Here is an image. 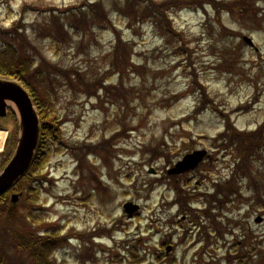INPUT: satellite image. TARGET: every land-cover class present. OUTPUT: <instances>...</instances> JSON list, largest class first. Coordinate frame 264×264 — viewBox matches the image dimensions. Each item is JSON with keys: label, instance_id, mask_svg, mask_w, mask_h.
Wrapping results in <instances>:
<instances>
[{"label": "rangeland", "instance_id": "1", "mask_svg": "<svg viewBox=\"0 0 264 264\" xmlns=\"http://www.w3.org/2000/svg\"><path fill=\"white\" fill-rule=\"evenodd\" d=\"M91 1L104 2L111 25L99 22L101 24L97 25L101 27L90 29L99 21L97 17H101L90 13L87 19L89 28L85 29L80 12ZM126 1L0 0V33L3 29L10 31L20 17H25V25L33 23L37 27H46L47 24L50 27V18L56 16L63 27L61 34L73 35L70 28L73 23L84 32L74 37L68 35L57 50H53L51 40L34 38L29 33L30 43L26 44V40L22 43L25 46L20 47L25 56L34 57L35 45L43 58L52 64L79 70L90 81L102 76L104 80L108 78V83H117L119 76L112 68V61L119 34L128 44L129 60L136 67L123 78L127 88L134 89L133 92L141 94L142 98L130 99L124 111L111 103H99L95 98L73 93L61 77L57 78L62 86L53 96L54 106L64 119L60 131L67 143H64L65 147L54 148L50 154L43 172L53 178L54 183L49 186V193H43L41 198L48 221L61 223L66 227L64 235L75 238L69 240L64 251H59L57 256L62 264H131L129 249L133 246L137 248V254L145 258L143 264H154L153 255L158 253L164 236L183 239L181 231L194 226L189 221L185 227L179 226L180 230L173 225H162L161 222H173L179 210L172 205L175 193L170 187L157 185L150 188V182L156 176L148 172L152 163L143 162L147 157L143 152L144 145L165 141L172 146L175 161L194 145L211 151L214 154L213 176L202 180L200 185L196 182L198 177L186 188L212 193V179L224 180L234 172L233 165L230 166L233 158L223 151V139L219 136L226 128L225 115L231 114L235 126L246 131L255 130L264 121V0H253L261 12L253 16L257 19L246 20L227 14V11L218 14L210 4H204L202 9L181 10L170 6L168 15L183 39L177 35L174 38L165 31L161 16L153 18L147 12L151 0L138 2L137 13L126 12L128 17L117 12L120 10L117 5L124 6ZM152 1L162 3L166 0ZM53 8L68 14L60 15ZM243 36L252 38L255 47L243 44ZM36 64H40L37 59ZM194 78L208 87L214 99L206 101L199 111L203 100ZM50 84L51 80L47 79L41 86L35 84L39 100L51 91ZM177 93L185 95L172 105L171 100ZM53 98L49 96L47 99ZM248 104L250 107L246 108ZM3 122L12 128L10 116ZM125 122H129L128 129L135 130L117 139V147L127 151L120 153V158L113 159V168L103 157L93 155L89 158L95 163L91 162L95 166L94 174L102 177L108 187L98 191L92 185L94 182L82 180L75 156L82 152V145H92L121 131ZM190 143L194 147H189ZM77 145L79 149L74 151ZM179 147L182 154L175 157ZM3 160L0 157V169L4 166ZM101 164L106 167L102 168ZM156 165L162 167L163 163L157 161ZM259 166L261 169V163ZM128 175L131 180H127ZM235 181L237 184L238 180ZM87 190L91 195H85ZM232 193H236L233 204L213 210L223 234L213 235L208 242L198 240L194 248L189 244H178L176 255L162 259L164 264H235L239 258L247 264H264V213L257 208L255 197L252 204L241 199L243 193L240 196L237 185ZM127 201L141 205L140 216L133 220H128L123 211V204ZM192 205L202 207L198 209L203 212L210 203L203 196L192 200ZM20 211L24 209L19 207ZM260 215L263 220L256 223L255 219ZM201 218L203 225L211 222L207 216ZM116 228L120 230L116 231ZM69 233H81L90 242ZM197 235V228L190 231L192 238ZM88 247L92 254L82 259V253ZM77 257H80L79 261Z\"/></svg>", "mask_w": 264, "mask_h": 264}, {"label": "trees", "instance_id": "2", "mask_svg": "<svg viewBox=\"0 0 264 264\" xmlns=\"http://www.w3.org/2000/svg\"><path fill=\"white\" fill-rule=\"evenodd\" d=\"M138 2V0H127L124 6L117 5L118 8L122 10H117V12L125 14L126 16V12L136 14L137 10L135 8L136 5L139 4ZM253 2V0H231V2H227L226 0H166L162 3H154L151 0V4L148 7L150 11L147 12H149L153 18L161 16L165 25L163 27L165 31L172 34L174 38H176L175 35H177L183 39L181 37L183 35L175 29L172 20L168 15V10L171 8L170 6L177 9H196L202 8L204 4H210L218 14H221L222 11H227V14L235 16L240 20H246L250 18L257 19L256 17H253L256 16L258 12V9L255 8ZM105 8L104 2L98 1L87 6L88 10L86 9L80 12L83 16L82 23L84 24L85 29L89 28L87 19L90 13L94 17H97L98 15L101 16L97 17L99 19L98 22L108 21V13ZM56 18L57 16L50 18L52 24H57ZM134 18L136 19L137 16L135 15ZM75 19L77 22H81L79 19ZM70 27L72 30L76 31L74 32L75 34H78L80 31V26L77 23H73ZM34 28L38 38H48L53 40V42L63 43L66 40V37L68 35L70 36V34L66 32H64L65 34H61L60 32L63 31L62 28H59L56 32L52 33V29L47 24L46 27H43L42 25L37 27L34 25ZM223 28L225 29L224 26ZM2 32L5 36L13 40H19L20 47L22 43L26 42L25 33L21 34L19 28ZM116 37L117 42L114 52L113 67L123 73L126 68L131 65L129 60L130 49L128 44L121 40L120 36ZM26 44L28 43L26 42ZM58 47H61V45ZM10 48H12V50H8ZM2 49L4 50H0V74L13 76L26 84L38 106L42 118V130L35 164L31 171L26 174L24 177L25 179H22L23 181L21 180L17 184V187L20 188L21 191H26L25 200L21 203V207L24 208L25 211L15 213L12 205L9 203L8 197L3 196L0 198V264H56L49 257L50 246L52 245L53 249L57 242L55 237H51V244H48V238H44L41 241L40 238L35 240L34 237H32L33 224L43 220L42 213H39L43 212V209L37 205L39 195L35 192L37 189L34 187V183L35 181L44 179V177L36 175V172L45 163L47 154L51 150V144L60 141L58 129L53 126V122L55 119H58V115L55 114V111L51 110V108L46 107L48 104H50V106L52 105L50 99H47L51 94L47 92L45 95L46 97L39 100L35 84H40L41 86L45 79L49 81L51 80V89L56 92L58 87L62 86L57 78L62 77L70 91L94 95L96 94V88L99 83L87 81L84 74L79 70L59 67L58 65L50 63L43 58L39 49V51L36 50V54L40 64L33 71H30L31 67L29 61L22 57L18 60L16 47L13 45L10 47L8 44H3ZM227 126L228 130L231 131V134L223 133L219 136H222L224 139H230V137L238 138L240 133L232 127V124L229 121L227 122ZM13 134V145H15L17 142L18 127L14 130ZM245 141L249 143L251 142V144H255L260 148L264 145V143H261L262 139L259 136V132L248 134ZM150 150L154 157L164 154V152L160 150V146H155ZM224 188H227L232 192L233 185L229 184L227 187H223V190ZM219 203L220 205H223L224 201H219ZM215 219V216H213L214 227H218L219 223H217ZM17 222H20L19 226H17ZM235 264H246V262L239 258V262Z\"/></svg>", "mask_w": 264, "mask_h": 264}, {"label": "water", "instance_id": "3", "mask_svg": "<svg viewBox=\"0 0 264 264\" xmlns=\"http://www.w3.org/2000/svg\"><path fill=\"white\" fill-rule=\"evenodd\" d=\"M248 41L250 40L248 39ZM6 99L13 100L18 105L22 121V136L13 160L6 167L4 172L0 174V196L10 189L28 170L33 160L39 136L38 116L27 92L15 83L0 81L1 116L6 114ZM205 153V151H196L193 154L187 155L177 164L175 169L171 170V173L182 172L194 168L203 159ZM12 199L13 201H17L18 195L14 194ZM137 209L138 206L133 203H127L125 205V210L129 213V216H132L133 212Z\"/></svg>", "mask_w": 264, "mask_h": 264}, {"label": "bare ground", "instance_id": "4", "mask_svg": "<svg viewBox=\"0 0 264 264\" xmlns=\"http://www.w3.org/2000/svg\"><path fill=\"white\" fill-rule=\"evenodd\" d=\"M184 9H186V8H184ZM8 104H9L10 106H12V107H13V106L15 107V103L12 102V101H9ZM3 139H4V134H0V147L2 146Z\"/></svg>", "mask_w": 264, "mask_h": 264}]
</instances>
